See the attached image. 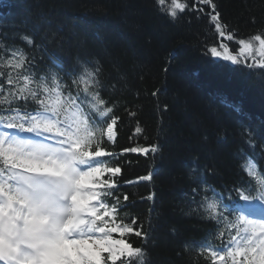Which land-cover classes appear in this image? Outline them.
I'll list each match as a JSON object with an SVG mask.
<instances>
[{"label":"trees","instance_id":"obj_1","mask_svg":"<svg viewBox=\"0 0 264 264\" xmlns=\"http://www.w3.org/2000/svg\"><path fill=\"white\" fill-rule=\"evenodd\" d=\"M168 2L0 0L5 46L0 63L22 49L35 77L57 75L69 84L82 66L98 63L100 91L118 117L115 142L105 137L116 156L104 159L122 168L116 195L121 205L127 203L128 216H121L136 217L149 233L144 245L149 264H211L205 250L223 247V238L233 233L235 219L222 207L240 197L238 190L230 195L228 190L243 182L244 194H257L242 167L246 157L264 177V79L211 57L207 49L223 51V43L236 54L240 38L264 30V0H215L232 41L220 38L207 16L197 19L191 10L173 21L160 11ZM24 35L33 39L32 46ZM11 71L0 68L4 89ZM152 145L158 152L147 157L122 154L125 148ZM149 172L151 181L138 180ZM149 194L153 200H147ZM213 201L219 203L215 220L206 211Z\"/></svg>","mask_w":264,"mask_h":264},{"label":"snow or ice","instance_id":"obj_2","mask_svg":"<svg viewBox=\"0 0 264 264\" xmlns=\"http://www.w3.org/2000/svg\"><path fill=\"white\" fill-rule=\"evenodd\" d=\"M158 5L165 6L166 0ZM189 10L197 19L207 16L220 37L233 40L215 0H170L160 8L173 21ZM21 39L33 45L30 36ZM219 48L223 51L212 46L207 52L264 79V30L240 38L239 55L227 44ZM10 55L0 63V68L12 69L6 75L9 87L0 85V264H149L144 246L149 233L136 217L121 216L128 207L116 195L122 168L104 159L116 156L105 137L115 142L118 117L100 91L102 68L98 63L84 65L69 84L57 75L51 80L35 77L22 49ZM157 152L155 145L122 149V154L145 157ZM153 175L138 180L151 181ZM260 184L258 199L264 202V180ZM245 187L243 182L234 185L228 194L238 190L240 199L251 204ZM203 188L215 192L207 183ZM122 199L127 202L129 197L124 194ZM218 210L217 202L208 203V218L215 220ZM237 211L235 234L223 238V247L205 250L211 264H264V223ZM132 236L142 244H134Z\"/></svg>","mask_w":264,"mask_h":264},{"label":"water","instance_id":"obj_3","mask_svg":"<svg viewBox=\"0 0 264 264\" xmlns=\"http://www.w3.org/2000/svg\"><path fill=\"white\" fill-rule=\"evenodd\" d=\"M226 38V37H225Z\"/></svg>","mask_w":264,"mask_h":264}]
</instances>
